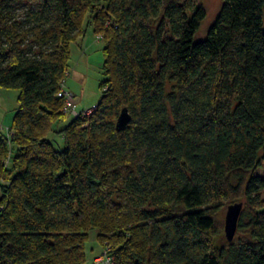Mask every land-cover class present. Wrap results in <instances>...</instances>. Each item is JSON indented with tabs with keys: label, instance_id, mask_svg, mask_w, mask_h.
Listing matches in <instances>:
<instances>
[{
	"label": "trees",
	"instance_id": "1",
	"mask_svg": "<svg viewBox=\"0 0 264 264\" xmlns=\"http://www.w3.org/2000/svg\"><path fill=\"white\" fill-rule=\"evenodd\" d=\"M222 1L197 40L195 0H0V87L20 89L11 144L0 130V264H87L93 229L112 264H264V0ZM87 17L106 80L60 150Z\"/></svg>",
	"mask_w": 264,
	"mask_h": 264
},
{
	"label": "rangeland",
	"instance_id": "2",
	"mask_svg": "<svg viewBox=\"0 0 264 264\" xmlns=\"http://www.w3.org/2000/svg\"><path fill=\"white\" fill-rule=\"evenodd\" d=\"M195 3L196 6H202L205 8V12L207 13L204 21L201 23V27L196 33L197 40H204L208 29L218 15L223 1L195 0ZM87 18L88 19L84 25V28L86 29L85 33L78 37V39H75L71 44V58L69 61L70 67L65 82V86H68L69 84L70 87H74V92L78 96L77 98L74 97L75 101L76 99L78 100L79 97H83L82 105L77 107L79 110L91 108L99 102L102 97V88L100 83L106 80V75L103 74L102 70L104 64V40L98 37L92 25L89 24L91 18ZM88 45L91 46L90 50ZM93 49L101 52L102 59H100V63H97L96 61H89V56L92 55L91 50ZM76 68H78L79 71L78 77L75 74L73 75L74 69ZM19 93L20 89L18 88L0 87V128H6L12 125L11 122L19 105L17 100ZM71 121L72 117L68 116L65 120L54 124V129L52 130L49 138L57 149L61 150L64 148L62 134L58 132V130L63 129V127L67 126ZM258 169V173L264 176V165ZM227 207L228 206L225 207L220 215L224 223ZM90 233V238L86 243V254L88 256L87 264H93V259L96 254H99L102 251V245L99 244L97 240L98 231L93 229Z\"/></svg>",
	"mask_w": 264,
	"mask_h": 264
},
{
	"label": "built area",
	"instance_id": "3",
	"mask_svg": "<svg viewBox=\"0 0 264 264\" xmlns=\"http://www.w3.org/2000/svg\"><path fill=\"white\" fill-rule=\"evenodd\" d=\"M98 37L102 39L101 35H98ZM63 87L64 88H62L61 91L57 95L59 98H63L65 100V105L63 109H65L66 113L70 117L74 119L77 117H85V116L92 115V113L96 110V106L85 109V110L77 109V104H76L73 93H71L68 89H66L64 82H63ZM0 130L4 132L6 135H8V138L10 141L11 137L14 135V132L11 129V127H6V128L1 127ZM10 144H11V141H10ZM11 155L12 153L10 151L9 155L4 161L5 167H7L11 163V160H12ZM113 259L114 257L113 255H111L109 247L105 246L102 249V252L94 258L93 264H112Z\"/></svg>",
	"mask_w": 264,
	"mask_h": 264
},
{
	"label": "water",
	"instance_id": "4",
	"mask_svg": "<svg viewBox=\"0 0 264 264\" xmlns=\"http://www.w3.org/2000/svg\"><path fill=\"white\" fill-rule=\"evenodd\" d=\"M132 115L129 112V109L127 107H124L118 116V121L116 124L117 130L124 129L127 125L130 124L132 121ZM244 204L242 202H236L233 204H229L227 211H226V218H225V235L227 239L230 241H233L237 230H238V222L240 219L241 212L243 210Z\"/></svg>",
	"mask_w": 264,
	"mask_h": 264
},
{
	"label": "crops",
	"instance_id": "5",
	"mask_svg": "<svg viewBox=\"0 0 264 264\" xmlns=\"http://www.w3.org/2000/svg\"><path fill=\"white\" fill-rule=\"evenodd\" d=\"M97 34V33H96ZM78 39V38H77ZM89 44V43H88ZM89 46V45H88ZM89 48V50H90V48H91V46H89L88 47ZM86 49H87V47H86ZM96 49H93V50H91V52H92V55L91 56H89V61H92V62H94V61H96L97 63H100L99 61H100V59H102V54H101V52L99 51V50H96ZM76 75L77 77H78V75H79V71H78V68H76V69H74V73H73V75ZM80 81H82V80H80ZM68 83H69V81H68ZM67 83V84H68ZM66 87V89H68L71 93H73V95H74V97L75 98H77L78 96L76 95V93L74 92V87L72 86V87H70L69 86V84H68V86H65ZM82 101H83V97L81 96V97H79V99L77 100L76 99V104H77V107H80L81 105H82ZM100 101V100H99ZM99 102H97L96 103V105L98 104ZM95 105V106H96ZM95 106H93V107H95ZM92 108V107H91Z\"/></svg>",
	"mask_w": 264,
	"mask_h": 264
}]
</instances>
